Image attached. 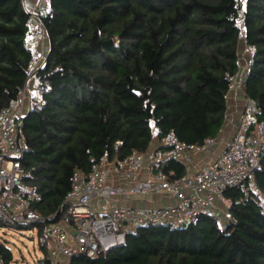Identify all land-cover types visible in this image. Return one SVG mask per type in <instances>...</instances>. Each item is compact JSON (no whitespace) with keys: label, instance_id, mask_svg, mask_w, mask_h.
I'll return each instance as SVG.
<instances>
[{"label":"trees","instance_id":"obj_1","mask_svg":"<svg viewBox=\"0 0 264 264\" xmlns=\"http://www.w3.org/2000/svg\"><path fill=\"white\" fill-rule=\"evenodd\" d=\"M241 11L252 59L244 93L259 108L253 123L264 122V0H50L45 61L30 81V11L23 0H0V114L32 84L20 162L24 181L42 196L34 207L44 218L40 238L50 221H71L65 199L76 172L146 154L156 135L165 143L174 132L199 146L218 138L230 77L241 68ZM262 157L253 182H245L249 190H225L230 219L202 215L197 224L143 227L70 264H264ZM159 168L186 174L173 159ZM46 247L41 264H52ZM0 255L3 264L15 263L5 242Z\"/></svg>","mask_w":264,"mask_h":264},{"label":"built area","instance_id":"obj_2","mask_svg":"<svg viewBox=\"0 0 264 264\" xmlns=\"http://www.w3.org/2000/svg\"><path fill=\"white\" fill-rule=\"evenodd\" d=\"M49 11L50 0H37L30 11L26 47L31 51L33 61L28 68V81L45 61L47 35L44 17ZM239 19L240 40L245 42L247 33L243 11ZM239 57L241 68L237 76L230 77L231 89L243 73L248 74L252 64L251 54L244 58V62L240 53ZM28 90L26 88L15 104L0 114V224L31 226L29 231L38 236L36 225L44 218L34 207L42 196L36 186L24 181L25 170L20 162L27 151L20 125L28 107ZM258 113L256 101L246 98L245 115L240 118L234 138L225 150L217 154H214L215 140L201 146L190 145L170 132L165 140L166 149L157 152L153 159L149 178L139 177L145 167V154L120 165L104 162L90 175L76 172L73 188L65 199L71 221H50L43 230L45 237L52 242L48 257L51 263L58 264L55 260L60 257L69 261L76 256L95 258L115 245L123 244L128 233L143 227L159 223L176 226L197 224L202 215L218 217V204L224 202L225 190L235 187L249 190L245 182H253L255 173L262 168L264 122L253 123ZM201 153L209 155V160L203 169L195 170L193 156ZM169 159L183 164L186 174L177 178L174 171L166 173L161 168L154 169ZM147 194L170 195L177 198V202L158 208L109 207L106 204V201H126L132 196ZM230 218V212L224 211L223 219ZM24 231L27 230L22 231L24 234L28 233ZM34 242L33 237L30 241L32 247ZM43 259L42 254L32 264H40ZM0 264H3L1 255Z\"/></svg>","mask_w":264,"mask_h":264},{"label":"crops","instance_id":"obj_3","mask_svg":"<svg viewBox=\"0 0 264 264\" xmlns=\"http://www.w3.org/2000/svg\"><path fill=\"white\" fill-rule=\"evenodd\" d=\"M23 3H24V7L28 11H31L34 9L37 0H23ZM250 54L251 52L249 53V55ZM246 76L247 74L243 73L239 78L236 86L233 89H231L228 93V97H227L228 110H227L226 120L218 138L215 140L216 145H215L214 154L220 153L227 148V146L235 136L236 130L240 123V118L245 115L246 96L244 93V80ZM28 89H29L28 93L30 96L32 93V88H28ZM162 145H165V143H162L156 135L153 139L151 148L145 154L146 156L145 167L139 176L141 179L150 177L149 168L151 167V165H153V159L157 154V152L159 151V148L162 147ZM208 160H209V155H205L202 153L195 154L192 160L193 168L195 170L203 169ZM118 182L120 181H117V183ZM176 202H177V198L173 196L153 195V194L132 196L126 201H122L120 199H115L112 201L113 205H120V206L126 205L137 208L167 207L176 204ZM224 205H226L227 207H224ZM225 210L226 211L228 210V205L225 204L224 202L219 203L218 204L219 218L223 217V212ZM221 220L222 222L225 221L223 218Z\"/></svg>","mask_w":264,"mask_h":264},{"label":"rangeland","instance_id":"obj_4","mask_svg":"<svg viewBox=\"0 0 264 264\" xmlns=\"http://www.w3.org/2000/svg\"><path fill=\"white\" fill-rule=\"evenodd\" d=\"M249 53L250 51L245 45V42L242 41L240 45V55L241 58L243 59L242 60L243 62L245 61V59H247ZM28 88H32V84ZM224 203L228 205V203L225 200ZM106 204L110 205L109 207L113 205L111 201H106ZM224 207L227 206L224 205ZM220 218L222 219L223 217ZM24 232H28V233L24 234L22 231L16 230L14 228L8 226H3V227L0 226V242H5L7 244L8 248L13 253L15 262H19V263L24 262V263L32 264L36 261L37 257L42 256L43 252L41 251V246L45 244L47 246L46 249L49 252V250L52 247V242L49 239H47L45 235L43 238H40L39 235L36 236L35 235L36 233L30 232L29 230ZM33 237L35 242H34V246L32 247L30 241L31 238ZM55 263L70 264V261L67 260L65 257H60L55 260Z\"/></svg>","mask_w":264,"mask_h":264},{"label":"water","instance_id":"obj_5","mask_svg":"<svg viewBox=\"0 0 264 264\" xmlns=\"http://www.w3.org/2000/svg\"><path fill=\"white\" fill-rule=\"evenodd\" d=\"M117 246H119V245H115L114 247H117ZM114 247H112V248H114ZM112 248H111V249H112ZM111 249H110V250H111ZM110 250H109V251H110Z\"/></svg>","mask_w":264,"mask_h":264}]
</instances>
